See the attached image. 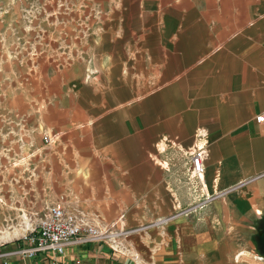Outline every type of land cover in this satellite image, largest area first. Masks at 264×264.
I'll return each instance as SVG.
<instances>
[{
	"label": "crops",
	"instance_id": "obj_1",
	"mask_svg": "<svg viewBox=\"0 0 264 264\" xmlns=\"http://www.w3.org/2000/svg\"><path fill=\"white\" fill-rule=\"evenodd\" d=\"M85 24L84 58L46 89L36 53L21 130L3 123L0 245L54 204L114 236L7 264H264V0H119Z\"/></svg>",
	"mask_w": 264,
	"mask_h": 264
},
{
	"label": "rangeland",
	"instance_id": "obj_2",
	"mask_svg": "<svg viewBox=\"0 0 264 264\" xmlns=\"http://www.w3.org/2000/svg\"><path fill=\"white\" fill-rule=\"evenodd\" d=\"M118 1L0 0V133L5 129L3 123H9L12 131L21 130V127L16 129V124L19 126L25 120V108L20 101L31 97L38 82L34 65L37 62L36 53L45 57L43 82L48 89L49 85L62 79V76H58L59 62L53 67L54 60L60 61V68L63 69L67 61L84 58L85 49L79 42L77 50H74V45L69 48V36L87 35L85 22L101 19ZM42 38L45 43H39ZM57 40L61 41L60 47L54 51L52 42ZM95 73L93 68L88 67L85 77H92ZM1 142L3 138H0ZM13 144L16 145V141ZM129 238L130 242L132 239ZM131 253L128 251L126 256Z\"/></svg>",
	"mask_w": 264,
	"mask_h": 264
},
{
	"label": "built area",
	"instance_id": "obj_3",
	"mask_svg": "<svg viewBox=\"0 0 264 264\" xmlns=\"http://www.w3.org/2000/svg\"><path fill=\"white\" fill-rule=\"evenodd\" d=\"M264 120L263 115L257 117ZM194 171L204 172L203 152L197 150L191 157ZM113 233L102 231L97 226L79 220L76 215L61 204L49 207L47 214L38 227L22 236L12 245H0V260L7 264L9 260L36 259L53 256L56 260L71 247H84L94 242L111 238Z\"/></svg>",
	"mask_w": 264,
	"mask_h": 264
}]
</instances>
